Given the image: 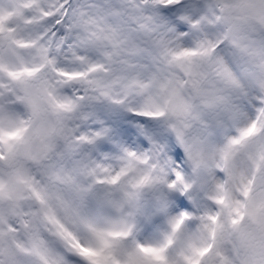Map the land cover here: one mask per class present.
Returning a JSON list of instances; mask_svg holds the SVG:
<instances>
[{
    "label": "clouds",
    "instance_id": "1",
    "mask_svg": "<svg viewBox=\"0 0 264 264\" xmlns=\"http://www.w3.org/2000/svg\"><path fill=\"white\" fill-rule=\"evenodd\" d=\"M0 264H264V0H0Z\"/></svg>",
    "mask_w": 264,
    "mask_h": 264
}]
</instances>
